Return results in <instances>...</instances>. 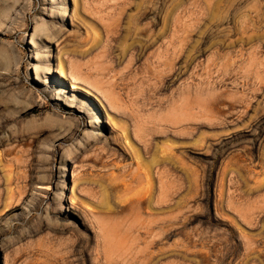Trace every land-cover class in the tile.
<instances>
[{
  "label": "rangeland",
  "instance_id": "1",
  "mask_svg": "<svg viewBox=\"0 0 264 264\" xmlns=\"http://www.w3.org/2000/svg\"><path fill=\"white\" fill-rule=\"evenodd\" d=\"M0 264H264V0H0Z\"/></svg>",
  "mask_w": 264,
  "mask_h": 264
},
{
  "label": "bare ground",
  "instance_id": "2",
  "mask_svg": "<svg viewBox=\"0 0 264 264\" xmlns=\"http://www.w3.org/2000/svg\"><path fill=\"white\" fill-rule=\"evenodd\" d=\"M63 16H67V13H64L63 14ZM168 25H169V21L168 20H165L164 21V27H168ZM51 50H52V47H51ZM55 53V52H54ZM53 70H55V73H60L62 76H64L65 75V72H64V69H62V68H59V67H57V68H54ZM38 78V77H37ZM60 84H62V83H60ZM64 86H65V84H63ZM62 86V85H61ZM70 87H71V90H73V91H76V90H78V89H82V90H84L85 91V93L87 94V93H89L90 95H91V91L89 90V89H87V88H85V87H81L80 86V84H78L77 82H71L70 83ZM66 100V99H65ZM68 100V99H67ZM66 184V182L65 181H63V185L61 186V201H63V188L65 187L64 185ZM43 189L44 190H46L47 192L49 191V190H51V185H47V186H44L43 187ZM12 193V192H11ZM14 194V193H13ZM12 198V197H11ZM71 202H72V204L73 205H75V206H77V205H80V203L79 202H76V200L74 199V198H72L71 199Z\"/></svg>",
  "mask_w": 264,
  "mask_h": 264
}]
</instances>
